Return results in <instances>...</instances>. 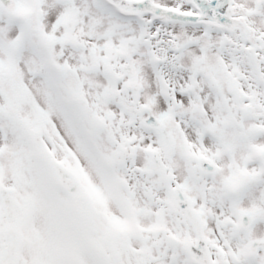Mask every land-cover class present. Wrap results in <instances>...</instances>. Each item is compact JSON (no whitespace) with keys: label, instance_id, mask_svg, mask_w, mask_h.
Segmentation results:
<instances>
[{"label":"snow or ice","instance_id":"obj_1","mask_svg":"<svg viewBox=\"0 0 264 264\" xmlns=\"http://www.w3.org/2000/svg\"><path fill=\"white\" fill-rule=\"evenodd\" d=\"M0 264H264V0H0Z\"/></svg>","mask_w":264,"mask_h":264}]
</instances>
